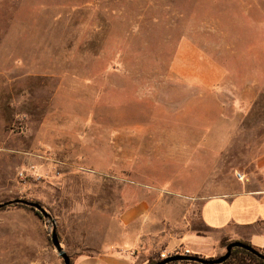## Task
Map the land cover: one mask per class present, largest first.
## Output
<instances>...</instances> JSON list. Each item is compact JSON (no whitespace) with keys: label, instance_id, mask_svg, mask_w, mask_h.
I'll return each instance as SVG.
<instances>
[{"label":"rangeland","instance_id":"374dc122","mask_svg":"<svg viewBox=\"0 0 264 264\" xmlns=\"http://www.w3.org/2000/svg\"><path fill=\"white\" fill-rule=\"evenodd\" d=\"M262 136L264 0H0V203H39L71 260L223 255L243 241L200 207ZM47 221L1 208L0 264H63Z\"/></svg>","mask_w":264,"mask_h":264},{"label":"crops","instance_id":"0c3cea01","mask_svg":"<svg viewBox=\"0 0 264 264\" xmlns=\"http://www.w3.org/2000/svg\"><path fill=\"white\" fill-rule=\"evenodd\" d=\"M254 145L247 169L240 174L243 179L235 182L232 192L206 198L200 207V218L212 231L220 233L233 229L238 231L244 243L247 241L254 248L264 251V136L257 139ZM208 241L206 236L182 234L161 241V254L168 255L171 249L178 246L188 250L189 255L204 254ZM141 243L143 241L137 239L110 252L80 255L72 260V264H146L145 256L132 249Z\"/></svg>","mask_w":264,"mask_h":264},{"label":"water","instance_id":"95a60500","mask_svg":"<svg viewBox=\"0 0 264 264\" xmlns=\"http://www.w3.org/2000/svg\"><path fill=\"white\" fill-rule=\"evenodd\" d=\"M13 204H20L29 208H32L33 210L37 211L43 218L50 220L52 224V230H51V236L50 241L52 246L54 247L55 251L57 252L58 256L62 259L63 264H71V259L68 256V254L63 250L56 229L54 221L52 220L51 215L37 202L28 201L25 199H13L10 201H6L3 203H0V209ZM234 248H240L243 249L257 258L264 261V254H262L260 251H258L253 246L240 242V241H233L228 243V245L225 248V253L217 258L212 259H205L202 257H199L198 255H182V254H176V255H170L155 264H170L174 262H193L198 264H222L224 263L231 255V251Z\"/></svg>","mask_w":264,"mask_h":264},{"label":"trees","instance_id":"16d2710c","mask_svg":"<svg viewBox=\"0 0 264 264\" xmlns=\"http://www.w3.org/2000/svg\"><path fill=\"white\" fill-rule=\"evenodd\" d=\"M14 206L25 208V209H27L29 211L34 212L38 217L43 218L37 211L33 210L32 208H29V207H26V206H23V205H20V204H14ZM47 222H48V224L50 223L49 221H47ZM258 251H260L262 254H264L263 250H258ZM160 260H161L160 258L151 259L148 262V264H155L156 262H158ZM71 264H72V260H71ZM222 264H264V261L259 259V258H257L253 254L243 250V249L234 248L231 251L230 257Z\"/></svg>","mask_w":264,"mask_h":264},{"label":"built area","instance_id":"2783aa9c","mask_svg":"<svg viewBox=\"0 0 264 264\" xmlns=\"http://www.w3.org/2000/svg\"><path fill=\"white\" fill-rule=\"evenodd\" d=\"M237 178L239 179V180H242L243 179V177L240 175V174H237ZM183 252V254H185V255H188L189 254V251L188 250H180V249H178V248H176V249H174L173 251H172V255H176V254H181ZM169 256V255H168ZM167 257V255L165 254V253H163V254H161V258H166Z\"/></svg>","mask_w":264,"mask_h":264}]
</instances>
